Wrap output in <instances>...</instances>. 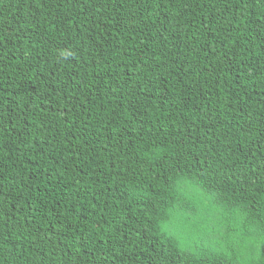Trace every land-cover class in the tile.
<instances>
[{
  "label": "trees",
  "instance_id": "obj_1",
  "mask_svg": "<svg viewBox=\"0 0 264 264\" xmlns=\"http://www.w3.org/2000/svg\"><path fill=\"white\" fill-rule=\"evenodd\" d=\"M0 264H264V0H0Z\"/></svg>",
  "mask_w": 264,
  "mask_h": 264
},
{
  "label": "rangeland",
  "instance_id": "obj_2",
  "mask_svg": "<svg viewBox=\"0 0 264 264\" xmlns=\"http://www.w3.org/2000/svg\"><path fill=\"white\" fill-rule=\"evenodd\" d=\"M199 206L200 207L198 210L201 211V214L203 215L206 213L205 221L207 222L208 238H211L212 240L219 242L221 239V235H222L223 231L225 230L224 219L216 218V214L212 215L208 211L206 205L203 204V202H201V204ZM200 219H201V217H200ZM212 228H213V230H212ZM191 241H192V239H191Z\"/></svg>",
  "mask_w": 264,
  "mask_h": 264
}]
</instances>
